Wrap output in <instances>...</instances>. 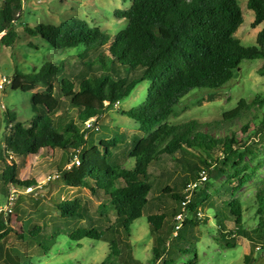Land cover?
Masks as SVG:
<instances>
[{
	"label": "trees",
	"instance_id": "obj_1",
	"mask_svg": "<svg viewBox=\"0 0 264 264\" xmlns=\"http://www.w3.org/2000/svg\"><path fill=\"white\" fill-rule=\"evenodd\" d=\"M247 7L254 12L252 27L262 26L256 44L249 46H244L236 37L244 22L238 0H132L129 8L115 11L116 18L127 20V26L113 37L76 17L58 25L40 24L35 30L30 29L56 49L84 45V53L107 48L109 54L100 52L97 56L95 61L101 64L100 68L84 63L88 68L83 72L63 77L55 92L35 93L33 103L42 106L45 113L32 121L26 130L22 123L14 124L15 119L6 112V121L13 135H7L4 145L0 142V163L3 164L0 186L5 197L8 183L18 187L38 184L35 179L18 177L19 166L15 158L36 155L44 148L61 149L70 156V164L77 155L78 165L67 171L59 169L56 174L69 186H85L94 195H104L114 208L116 219L105 229L96 225L79 227L69 237L75 241L108 239L110 251L100 264H117L123 247L131 246L126 237L131 235L132 223L142 216L148 204L153 175L150 169L152 171L159 161L168 157L180 163L170 167L184 173L174 186L162 188L173 201L180 203L184 199L185 187L197 179L200 171L206 170L209 178L205 187L193 193L187 211L194 215L185 220L179 235L174 238L183 236L186 224L192 227L208 221L203 214L198 215L201 210L194 211L210 201L206 206L214 209V216L218 220L224 218L223 222L228 223L219 226L226 247H235L238 237L244 235L251 250L264 252V178L254 192L251 209L257 220L250 230L245 229L246 210L237 196L264 168V126L262 131L256 127L250 131V121L246 119L255 118L252 108L264 106V99L255 98L251 103L240 99L236 107L224 112L214 124L196 119L182 124L165 122L182 98L194 89H218L233 77L244 60L264 61V0H247ZM23 8L24 0H3L0 3V44L7 47L15 44L18 38L16 21ZM62 69V64L47 63L35 73L17 72L13 74L12 86L22 91L35 90L47 73H60ZM51 78L46 82H51ZM143 81L150 84L146 99L134 108L122 110L124 115L139 123V130L145 134L132 141L128 158H133L135 163L128 169L110 161L111 149L119 143L116 137L101 139L98 145L87 148L88 136L82 129L87 121L96 122L106 109L128 97ZM68 103L74 108L76 117L57 124L54 116L65 105L70 108ZM65 112L69 114L68 109ZM241 118L248 122L241 123ZM238 124L248 133L243 141L236 134ZM188 149H201L207 154V158L200 160L202 167L195 163L199 158L191 155ZM217 152L219 154L214 157ZM178 154L181 157L177 161ZM222 177L225 180L214 190V196L204 193L210 181H219ZM55 207L63 218H88L78 199H64L55 203ZM165 208L160 214L148 216L160 244L164 242L159 235L163 223H170L173 235L175 216L180 211L175 206ZM231 225L233 229H230ZM108 232L112 237H107ZM41 233L42 227L36 225L28 229L26 235L24 230L20 236L39 240L46 253L55 242V236L49 242L41 237ZM8 234L6 220L0 217V241ZM154 253L152 261L163 258L157 248ZM181 254H185L183 248ZM130 258L134 260L133 255ZM24 262L27 264L26 260ZM18 263L9 256L2 264ZM163 263L167 264V260L164 259ZM190 264H197V257Z\"/></svg>",
	"mask_w": 264,
	"mask_h": 264
},
{
	"label": "rangeland",
	"instance_id": "obj_2",
	"mask_svg": "<svg viewBox=\"0 0 264 264\" xmlns=\"http://www.w3.org/2000/svg\"><path fill=\"white\" fill-rule=\"evenodd\" d=\"M2 1L0 0V3ZM238 3L243 12L244 22L238 29L236 37L244 46L254 45L257 33L262 26L252 27L254 12L247 7V0H238ZM131 4L132 0H24L22 14L16 21L18 38L15 44L10 47L0 44V142L3 145L7 135H13L6 121L7 111L15 119L14 124L22 123L26 130L32 121L45 113L42 106L33 103L35 93L55 92L57 90L55 88L60 85L63 77H69L87 69L84 63L100 68L101 64L95 61L97 56L100 52L109 54L107 48L84 53V45L63 50L56 49L38 34L31 33L30 29L35 30L40 24L58 25L76 17L85 20L90 26L99 27L113 37L127 26V20L116 18L115 11L127 9ZM47 63L62 64L63 69L60 73H47L37 83L35 90L22 91L20 88H13V74L35 73ZM263 66L262 59L244 60L240 68L234 71L233 77L222 87L198 88L184 96L175 106L174 113L165 122L182 124L196 119L214 124L216 120L222 118L224 112L236 107L240 99H245L248 103L255 98L264 99ZM50 78L51 82H46ZM149 85L148 81L137 84L128 97L106 109L96 122L92 121L91 129L87 130L86 147L98 145L101 139L116 137L119 143L116 148L111 149L110 161L131 169L135 163L133 158H128L132 141L145 134L139 130V123L124 115L122 110L134 108L142 103L146 99ZM69 107L65 105L54 116L57 124L67 123L70 118L76 117L74 108L70 104ZM67 109L69 114L65 112ZM252 114L255 116L254 119L245 116L250 121L249 130L256 127L262 131L264 106H253ZM75 120L77 121V118ZM236 134L243 141L248 133L238 124ZM13 138L15 139L14 136ZM188 151L199 158L195 161V157H192L195 163H199L202 167L200 160L207 158V154L201 149H188ZM218 154L219 152L214 153V157ZM179 157L181 154L176 155L175 159L178 161ZM69 158L70 156L63 150L50 148L41 149L36 155L26 154L15 158L19 166L18 177L35 179L39 185L29 195L20 194L13 204V212L3 216L9 234L0 241V264L9 256L15 258L20 264H24V260L27 264H100L108 255L110 251L108 239L84 238L75 241L69 237V234L79 227L96 225L105 229L116 219V212L104 195H94L85 186H69L61 177L47 180L48 176L56 175L59 169L67 171ZM175 161L166 157L159 161L152 171L150 169L153 175L150 178L152 189L148 196V204L142 216L132 223L131 235L129 238L126 237L131 246L123 247V253L118 258L117 264H164V259L167 260V264H190L195 257H197V264H264L263 251L252 250V254L248 255L251 250L248 239L244 235L238 237L235 247H226L221 240L219 226L228 223L223 222L224 218L218 220L214 216V209L206 206L210 201L202 206L203 210L199 205L194 211L201 210L203 218L207 217L208 221L203 223L197 218L201 221L198 225L191 227L186 224L183 236L180 238L173 237L170 223L165 221L159 233L164 242L160 244L159 236L152 230L148 216L162 213L167 206L180 209V203L173 201L162 191L166 185L174 186L175 181L184 175L180 169L175 170L170 167L171 164H180ZM2 168L3 164L0 163V172ZM263 178L264 168L237 195L246 210L244 213L246 230L254 228L256 224L257 219L251 205L254 203L256 187ZM224 180L225 177L219 181H210L208 190L204 193L214 196V190L218 189ZM4 193L0 186V202L3 203L6 199ZM64 199H78L86 209L88 218L82 220L61 217L55 203ZM193 215V212L187 211L186 219ZM36 225L42 227V238H47L51 242L55 236V242L46 253L39 240L20 236L24 230L26 235V231ZM230 229H233L232 225ZM108 233L107 237H112L111 232ZM155 248L163 255V258L156 262L152 261ZM182 248L184 255L181 254ZM131 255L134 260H131Z\"/></svg>",
	"mask_w": 264,
	"mask_h": 264
},
{
	"label": "built area",
	"instance_id": "obj_3",
	"mask_svg": "<svg viewBox=\"0 0 264 264\" xmlns=\"http://www.w3.org/2000/svg\"><path fill=\"white\" fill-rule=\"evenodd\" d=\"M6 81H9L6 79ZM95 122L94 120H89L85 123L83 126L82 131L88 136L87 130L91 129V122ZM241 123L246 124L247 121L245 118H241ZM79 164V158L77 155H75L72 158V161L70 164H68V169L71 168V166L78 165ZM55 178H59V175H53V176H48L47 180L51 181L52 179L55 180ZM209 178L206 170L200 171L197 179L192 180L184 189V199L180 202V211L177 213L175 216V223H174V229H173V237H177L179 235L180 230L182 229L186 216H187V205L191 201L193 197V193L197 191L198 188L200 187H205L207 184ZM37 185H30V186H22L18 187L13 183H8L6 185L7 188V196L5 199V202H0V217L6 216L9 213L13 212V204L15 200L20 196V194H26L29 195L31 194L37 187ZM199 216H201V212L198 213Z\"/></svg>",
	"mask_w": 264,
	"mask_h": 264
},
{
	"label": "crops",
	"instance_id": "obj_4",
	"mask_svg": "<svg viewBox=\"0 0 264 264\" xmlns=\"http://www.w3.org/2000/svg\"><path fill=\"white\" fill-rule=\"evenodd\" d=\"M238 243V242H237ZM248 243H249V241H248ZM249 246H250V243H249ZM250 250H251V248H250ZM257 251V250H256ZM252 254V250L250 251V254H249V252H248V255L250 256ZM248 255H247V258H248Z\"/></svg>",
	"mask_w": 264,
	"mask_h": 264
}]
</instances>
